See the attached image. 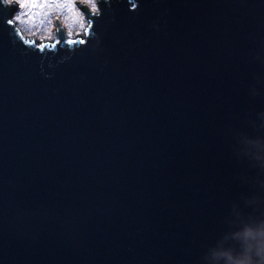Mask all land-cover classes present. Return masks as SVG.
<instances>
[{
    "label": "water",
    "instance_id": "water-1",
    "mask_svg": "<svg viewBox=\"0 0 264 264\" xmlns=\"http://www.w3.org/2000/svg\"><path fill=\"white\" fill-rule=\"evenodd\" d=\"M17 9L0 0V264L243 252L264 221L239 154L264 136V0H83L52 36Z\"/></svg>",
    "mask_w": 264,
    "mask_h": 264
},
{
    "label": "clouds",
    "instance_id": "clouds-1",
    "mask_svg": "<svg viewBox=\"0 0 264 264\" xmlns=\"http://www.w3.org/2000/svg\"><path fill=\"white\" fill-rule=\"evenodd\" d=\"M249 145L252 146L251 149L248 147ZM261 149H264V136L242 135L239 154L249 161L251 167L264 170V151ZM236 236L243 241L244 250L239 254L232 251L220 253L227 258L228 264H264V221H260L258 224H246L236 233Z\"/></svg>",
    "mask_w": 264,
    "mask_h": 264
},
{
    "label": "rangeland",
    "instance_id": "rangeland-1",
    "mask_svg": "<svg viewBox=\"0 0 264 264\" xmlns=\"http://www.w3.org/2000/svg\"><path fill=\"white\" fill-rule=\"evenodd\" d=\"M83 0H11L18 3L14 18L26 35L35 36L41 26L46 36H52L56 28L55 17L63 22L69 32ZM9 2V0H7Z\"/></svg>",
    "mask_w": 264,
    "mask_h": 264
},
{
    "label": "flooded vegetation",
    "instance_id": "flooded-vegetation-1",
    "mask_svg": "<svg viewBox=\"0 0 264 264\" xmlns=\"http://www.w3.org/2000/svg\"><path fill=\"white\" fill-rule=\"evenodd\" d=\"M63 24V22H61Z\"/></svg>",
    "mask_w": 264,
    "mask_h": 264
}]
</instances>
